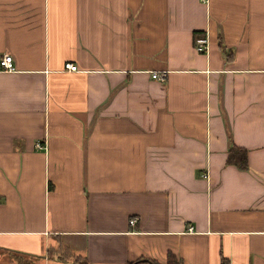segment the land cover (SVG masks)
<instances>
[{
    "label": "crops",
    "instance_id": "1",
    "mask_svg": "<svg viewBox=\"0 0 264 264\" xmlns=\"http://www.w3.org/2000/svg\"><path fill=\"white\" fill-rule=\"evenodd\" d=\"M3 53L0 264H264V0H0Z\"/></svg>",
    "mask_w": 264,
    "mask_h": 264
},
{
    "label": "trees",
    "instance_id": "2",
    "mask_svg": "<svg viewBox=\"0 0 264 264\" xmlns=\"http://www.w3.org/2000/svg\"><path fill=\"white\" fill-rule=\"evenodd\" d=\"M225 164L234 166L237 170H244L246 167L245 150L229 144L226 150ZM12 258L17 264H25L24 260L19 258L18 256H14ZM72 264H87V263L83 259L74 258ZM129 264H158V263L149 259L139 258ZM164 264H181V262L173 254L167 253ZM221 264H224V262L221 261Z\"/></svg>",
    "mask_w": 264,
    "mask_h": 264
},
{
    "label": "built area",
    "instance_id": "3",
    "mask_svg": "<svg viewBox=\"0 0 264 264\" xmlns=\"http://www.w3.org/2000/svg\"><path fill=\"white\" fill-rule=\"evenodd\" d=\"M192 47L196 52L202 53L205 51L206 49V38L205 35H197L195 37H193L192 40ZM63 67L68 69V70H74L75 69V65L71 62H65L63 63ZM0 68L2 69H11V56L7 53H3L0 56ZM150 77L157 79L159 81H162L164 79V72H151L150 73ZM134 223V220L131 218L128 220V224L131 226ZM190 229V228H189ZM188 229V230H189Z\"/></svg>",
    "mask_w": 264,
    "mask_h": 264
}]
</instances>
